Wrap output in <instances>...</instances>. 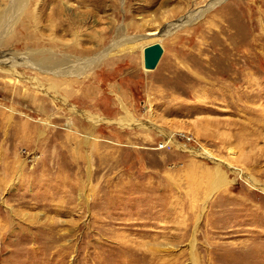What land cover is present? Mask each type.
Wrapping results in <instances>:
<instances>
[{
  "label": "rangeland",
  "instance_id": "374dc122",
  "mask_svg": "<svg viewBox=\"0 0 264 264\" xmlns=\"http://www.w3.org/2000/svg\"><path fill=\"white\" fill-rule=\"evenodd\" d=\"M0 264H264V0H0Z\"/></svg>",
  "mask_w": 264,
  "mask_h": 264
},
{
  "label": "water",
  "instance_id": "95a60500",
  "mask_svg": "<svg viewBox=\"0 0 264 264\" xmlns=\"http://www.w3.org/2000/svg\"><path fill=\"white\" fill-rule=\"evenodd\" d=\"M163 55V48L159 43H155L143 50V67L148 71H153Z\"/></svg>",
  "mask_w": 264,
  "mask_h": 264
},
{
  "label": "bare ground",
  "instance_id": "6f19581e",
  "mask_svg": "<svg viewBox=\"0 0 264 264\" xmlns=\"http://www.w3.org/2000/svg\"><path fill=\"white\" fill-rule=\"evenodd\" d=\"M216 3H217V2H215L214 4H216ZM152 45H153V44H152ZM149 46H150V45H149ZM126 47H127V46H126ZM147 47H148V46H147ZM129 48H130V46L128 47V49H129ZM145 48H146V47H145ZM145 48H144V49H145ZM144 49H143V50H144ZM123 50H124V49H123ZM123 50H122V51H123ZM125 50H126V49H125ZM124 52H126V51H124ZM122 53H123V52H122ZM142 55H143V53H142ZM143 68H144V67H143ZM144 70H146V69H144ZM146 71H148V70H146ZM93 121H94V120H93ZM95 121L97 122V120H95Z\"/></svg>",
  "mask_w": 264,
  "mask_h": 264
}]
</instances>
